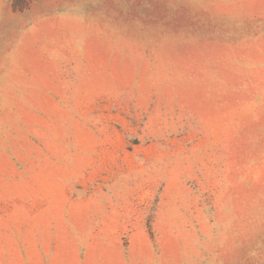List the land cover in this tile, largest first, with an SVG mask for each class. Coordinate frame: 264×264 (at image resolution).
<instances>
[{
    "label": "rangeland",
    "instance_id": "obj_1",
    "mask_svg": "<svg viewBox=\"0 0 264 264\" xmlns=\"http://www.w3.org/2000/svg\"><path fill=\"white\" fill-rule=\"evenodd\" d=\"M0 264H264V0H0Z\"/></svg>",
    "mask_w": 264,
    "mask_h": 264
}]
</instances>
